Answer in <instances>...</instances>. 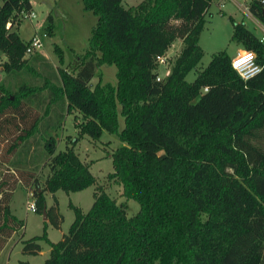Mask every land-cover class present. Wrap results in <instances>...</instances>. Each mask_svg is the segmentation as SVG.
Wrapping results in <instances>:
<instances>
[{"label": "trees", "instance_id": "trees-1", "mask_svg": "<svg viewBox=\"0 0 264 264\" xmlns=\"http://www.w3.org/2000/svg\"><path fill=\"white\" fill-rule=\"evenodd\" d=\"M212 1L142 0L126 8L123 0H83L97 23L72 70L59 69L61 82L47 75L42 84L23 82L17 89L0 83L1 161L18 165L40 127L54 126L49 119L43 126L33 104L45 102L50 118V105L60 103L62 117L64 106L80 112L81 135L99 139L103 129L118 135L123 143L111 152L110 175L140 204L128 215L104 189L87 211L69 202L75 216L58 240L48 239L43 264H264V42L231 19L232 39L256 53L260 71L243 79L231 56L218 51L186 80L203 55L199 38ZM31 10L30 0L0 4L7 72L27 66V41L14 28ZM248 10L264 26V3L252 0ZM46 29L53 33L52 25ZM177 39L183 45L158 79L156 56ZM104 63L116 65V83L91 86ZM43 138L51 159L42 184L30 169L0 175V250L23 226L10 207L19 181L33 185L36 210L46 206L56 227L63 215L57 199L46 205L45 191H76L95 181L90 163L74 149L78 137L57 152L53 136ZM45 226L23 240L24 252L40 250Z\"/></svg>", "mask_w": 264, "mask_h": 264}, {"label": "rangeland", "instance_id": "rangeland-1", "mask_svg": "<svg viewBox=\"0 0 264 264\" xmlns=\"http://www.w3.org/2000/svg\"><path fill=\"white\" fill-rule=\"evenodd\" d=\"M142 0H123L124 7L135 6ZM252 0H213L206 13V23L200 34L199 44L203 49V55L196 65L185 75L186 80L191 81L196 76V71L205 66L213 53L226 51L231 57L239 48L245 49L242 44L232 39L233 23H243L252 31L260 41L264 42V27L251 15L248 10ZM2 0H0V4ZM32 10L35 17L27 16V12L21 14L20 23L14 29L23 41H28L35 33L42 39V46L35 52L26 54L27 66L18 72H7L2 63L6 55L0 51V83L12 89L23 82L42 84L45 76L60 83L59 69L72 70L75 60L84 51L88 44L92 30L97 23V15L84 6L83 0H31ZM52 25L53 33L50 35L47 26ZM183 43L180 39L172 42L165 52L166 62L157 64L156 70L160 75L170 69L174 58L179 53ZM29 67V68H28ZM117 67L114 63H104L97 67L90 84L94 86L97 81L102 84H115ZM44 101V100H43ZM49 101V100H48ZM45 102L41 105L33 104L34 113L42 116L43 126L52 120L54 126L50 130L43 127L36 132L31 139L30 151L26 156L20 157V163L3 162L0 160V175L7 170L30 169L42 184L46 175L50 172L49 162L51 155L45 154L44 136L50 133L55 141V152L71 145V140L77 138L74 149L79 157L90 163V170L95 176L94 183L76 190L65 191L57 189L55 192L45 191V203L50 205L57 199L58 209L63 215L60 226L56 227L44 218L43 212L27 208L28 201H35L33 196V185L24 184L19 181L15 187L10 200L12 212L23 221V226L16 230L0 250V264H43L50 249L49 240H58L63 232H66L72 222L75 213L69 202L80 206L87 211L91 206L94 194L100 189L106 190L118 203H122L128 215L135 214L140 204L134 198H128L123 193V185L110 175L113 171L111 152L123 142L116 133L103 129L99 139H94L88 134L79 133V122L81 114L76 109L66 112L63 107L64 116L60 115V103L50 105L47 115L44 116ZM118 107L120 105L118 104ZM32 111V113H33ZM31 113V114H32ZM44 116V117H43ZM60 121V122H59ZM50 124V123H49ZM124 125V117L119 113V128ZM11 127V126H10ZM12 134V133H11ZM21 144V141H19ZM5 139L0 135V152L5 146ZM20 146V145H19ZM18 146V147H19ZM1 154V153H0ZM16 158V156H12ZM11 158V159H12ZM46 221V222H45ZM46 224V226H45ZM46 229V237L38 242L41 248L36 253H26L22 250L23 240L36 234H42Z\"/></svg>", "mask_w": 264, "mask_h": 264}, {"label": "built area", "instance_id": "built-area-1", "mask_svg": "<svg viewBox=\"0 0 264 264\" xmlns=\"http://www.w3.org/2000/svg\"><path fill=\"white\" fill-rule=\"evenodd\" d=\"M261 2L264 3V0H261ZM27 16L33 18L35 17V14L33 11H30L27 12ZM9 25L10 23L7 24V26ZM42 43V39L36 33L32 35L26 42L25 55L35 52L42 46ZM156 60L157 64L166 62L165 54H158L156 56ZM231 63L243 79L250 78L257 72H259L262 68V65L256 61V53L250 49H242L240 51H237L236 54L231 57ZM168 72L169 69H167V72L163 75L158 74L157 78L159 79L162 76H165ZM203 89L207 90V86H204ZM27 208L36 210L35 201H28Z\"/></svg>", "mask_w": 264, "mask_h": 264}, {"label": "water", "instance_id": "water-1", "mask_svg": "<svg viewBox=\"0 0 264 264\" xmlns=\"http://www.w3.org/2000/svg\"><path fill=\"white\" fill-rule=\"evenodd\" d=\"M43 215H44V218L46 219L47 218L46 206L43 208Z\"/></svg>", "mask_w": 264, "mask_h": 264}, {"label": "crops", "instance_id": "crops-1", "mask_svg": "<svg viewBox=\"0 0 264 264\" xmlns=\"http://www.w3.org/2000/svg\"><path fill=\"white\" fill-rule=\"evenodd\" d=\"M30 2H31V0H30ZM31 5H32V3H31ZM262 26H263V25H262ZM263 27H264V26H263ZM240 50H241V48H239L237 51H240ZM46 205H47V203H46ZM63 233H64V232H63ZM63 233H62V234H63Z\"/></svg>", "mask_w": 264, "mask_h": 264}]
</instances>
